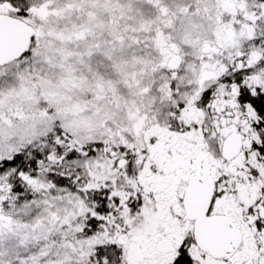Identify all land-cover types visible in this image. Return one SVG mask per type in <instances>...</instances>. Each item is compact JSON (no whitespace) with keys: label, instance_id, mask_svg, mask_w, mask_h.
I'll return each mask as SVG.
<instances>
[{"label":"snow or ice","instance_id":"6c2138e0","mask_svg":"<svg viewBox=\"0 0 264 264\" xmlns=\"http://www.w3.org/2000/svg\"><path fill=\"white\" fill-rule=\"evenodd\" d=\"M0 264H264V0H0Z\"/></svg>","mask_w":264,"mask_h":264}]
</instances>
